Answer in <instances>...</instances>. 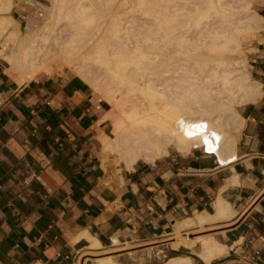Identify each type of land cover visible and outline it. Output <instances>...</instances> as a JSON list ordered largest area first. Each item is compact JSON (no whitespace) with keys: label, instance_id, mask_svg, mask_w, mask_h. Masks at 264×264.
Instances as JSON below:
<instances>
[{"label":"crops","instance_id":"0c3cea01","mask_svg":"<svg viewBox=\"0 0 264 264\" xmlns=\"http://www.w3.org/2000/svg\"><path fill=\"white\" fill-rule=\"evenodd\" d=\"M252 7L264 19V0ZM247 63L261 95L236 109L233 161L174 147L128 167L90 83L66 68L19 80L0 58V262L264 264V39ZM219 196L232 212L214 218ZM202 240L225 250L206 260Z\"/></svg>","mask_w":264,"mask_h":264},{"label":"bare ground","instance_id":"6f19581e","mask_svg":"<svg viewBox=\"0 0 264 264\" xmlns=\"http://www.w3.org/2000/svg\"><path fill=\"white\" fill-rule=\"evenodd\" d=\"M14 4L0 0L7 71L23 80L73 68L113 105L106 146L128 167L154 161L171 145L180 152L207 147L221 165L236 158L223 156L236 142L224 125L240 128L236 106L261 95L242 56V40L264 22L253 20L251 0H49L25 26L10 14ZM228 112L231 122L221 116ZM219 197L214 218L232 212ZM202 245L206 260L225 250L212 240Z\"/></svg>","mask_w":264,"mask_h":264},{"label":"rangeland","instance_id":"374dc122","mask_svg":"<svg viewBox=\"0 0 264 264\" xmlns=\"http://www.w3.org/2000/svg\"><path fill=\"white\" fill-rule=\"evenodd\" d=\"M24 1H32V3L35 5V6H38V7H41L42 8V6H41V4H43V5H45V4H49V0H14V2H15V4H14V8L16 9V11H14V10H10V14L12 15L13 13L15 14V17L12 15V17H14L16 20H18V21H20V23L23 25V26H25L26 25V23L25 22H27V20L28 19H30V18H28V16H27V14H26V12H23L22 10H20L19 8H18V6L19 5H24L25 4V2ZM37 4H39V5H37ZM251 7H252V0H251ZM252 9H253V7H252ZM253 11L254 12H252L251 13V16L253 17V20L254 21H256V19H257V17H258V15L259 14H257L256 13V11L253 9ZM42 15H43V11H42V13H41V15H40V17H42ZM260 16V15H259ZM39 17V18H40ZM263 34H262V30H260L256 35H254V36H252V35H249L248 37H246V38H244L243 40H242V46H243V53H242V56L243 57H245V59H246V66H247V68H246V70H248V58H249V56L251 55V54H253V53H256L257 51H258V45H259V43L261 42V41H263ZM240 57L241 56H239V58L237 57V60L239 59L240 60ZM238 60V61H239ZM63 68H66V69H69L70 71H72L73 73H76L75 72V70L73 69V68H70V67H67V66H64V65H59V66H56V67H54V70H53V72H56V71H59V70H61V69H63ZM249 70H250V68H249ZM248 70V71H249ZM9 72V71H8ZM12 72V71H11ZM40 72H43V71H39L38 73H40ZM53 72H51V73H53ZM10 73V72H9ZM14 73V72H13ZM14 78H16V77H19L20 76V74L18 73V74H16L15 75V73L14 74H12V73H10ZM77 74V73H76ZM249 74H250V76L252 75V73H251V71L249 72ZM253 76V75H252ZM251 76V77H252ZM84 79V78H83ZM28 80V79H27ZM86 80V79H85ZM87 81V80H86ZM257 81V80H256ZM88 82V81H87ZM98 91V90H97ZM100 92V91H99ZM111 104V103H110ZM113 107V105L111 104V111H112V109H114V108H112ZM238 107H239V105L238 106H236V109L238 110ZM223 113V112H222ZM236 113H237V111H236ZM223 118L224 117H226V118H228V120L231 122V121H233V119H235V117H234V115L231 113V112H228V113H224V114H222L221 115ZM112 128H113V125H112ZM224 129H225V131L226 132H228V133H232V135H234V137L236 138V136H235V133L238 131V129L239 128H237L236 130H231L232 128L228 125H224ZM237 134V133H236ZM171 148H174L172 145L168 148V150L169 149H171ZM111 150V149H110ZM112 152H113V154L115 155V157H116V159L117 160H123L124 162H125V160L123 159V157L122 156H119V155H117L116 153H115V151H113V150H111ZM122 158V159H121ZM141 159H143V158H141ZM143 160H146V161H150V160H147V159H143ZM126 163V162H125Z\"/></svg>","mask_w":264,"mask_h":264},{"label":"built area","instance_id":"2783aa9c","mask_svg":"<svg viewBox=\"0 0 264 264\" xmlns=\"http://www.w3.org/2000/svg\"><path fill=\"white\" fill-rule=\"evenodd\" d=\"M193 148H196V147H193ZM201 148V147H200ZM202 149V151L204 152V153H208V154H213V153H211V152H209V149L207 148V147H203V148H201ZM214 155V154H213ZM220 163V162H219ZM0 264H2L1 262H0Z\"/></svg>","mask_w":264,"mask_h":264},{"label":"water","instance_id":"95a60500","mask_svg":"<svg viewBox=\"0 0 264 264\" xmlns=\"http://www.w3.org/2000/svg\"><path fill=\"white\" fill-rule=\"evenodd\" d=\"M88 264H95V263L90 262V263H88Z\"/></svg>","mask_w":264,"mask_h":264}]
</instances>
